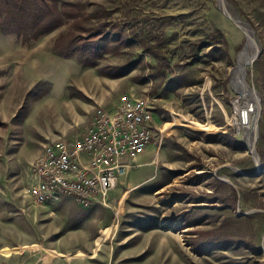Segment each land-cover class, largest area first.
<instances>
[{
  "label": "rangeland",
  "instance_id": "374dc122",
  "mask_svg": "<svg viewBox=\"0 0 264 264\" xmlns=\"http://www.w3.org/2000/svg\"><path fill=\"white\" fill-rule=\"evenodd\" d=\"M64 1L106 6L136 44L91 67L52 52L65 28L29 45L0 32V264H264V0H223L254 25L243 83L260 100L258 134L233 84L249 40L220 0ZM150 38L171 51L165 77L140 46ZM130 92L155 99L163 149L155 131L91 208L37 204L28 191L45 145L83 136L98 104L113 110Z\"/></svg>",
  "mask_w": 264,
  "mask_h": 264
},
{
  "label": "built area",
  "instance_id": "2783aa9c",
  "mask_svg": "<svg viewBox=\"0 0 264 264\" xmlns=\"http://www.w3.org/2000/svg\"><path fill=\"white\" fill-rule=\"evenodd\" d=\"M155 99H138V92L120 94L115 108L98 104L93 123L73 141L48 142L49 155L42 166L33 167L39 188L29 189L37 204L58 203L55 188L67 192L77 206L91 208L122 177L135 168L138 154L153 140Z\"/></svg>",
  "mask_w": 264,
  "mask_h": 264
},
{
  "label": "trees",
  "instance_id": "16d2710c",
  "mask_svg": "<svg viewBox=\"0 0 264 264\" xmlns=\"http://www.w3.org/2000/svg\"><path fill=\"white\" fill-rule=\"evenodd\" d=\"M113 13L106 6L91 2L0 0V32L16 35L23 44L29 45L65 28L52 45V52L58 57L75 59L86 66L97 67L108 53L118 54L125 47L132 50L136 44L135 34L127 32ZM151 40L142 41L140 46L146 54L150 53L160 59L154 69L157 74L165 77L171 68V51H164L163 44L157 46L155 44L159 43H151ZM199 51L200 48H196L194 55ZM133 65H138V60L131 59L128 63L118 64L108 75L121 76ZM238 197L235 191V205H238ZM239 213H242L240 209Z\"/></svg>",
  "mask_w": 264,
  "mask_h": 264
},
{
  "label": "bare ground",
  "instance_id": "6f19581e",
  "mask_svg": "<svg viewBox=\"0 0 264 264\" xmlns=\"http://www.w3.org/2000/svg\"><path fill=\"white\" fill-rule=\"evenodd\" d=\"M220 7L223 8V0H220ZM225 11L227 13L231 14L228 10H225ZM231 15L234 16V17H236L237 19L239 18V17L235 16L234 14H231ZM241 22L242 23L240 25L246 31V33H247V40H249V41H248V45L242 51L243 53H241V57H240L238 66L235 68V72H234V83L233 84H234V87H236V89L240 93H242V95L246 99L248 108L250 110V113L253 116V120H255V126H256V121L259 118V113L257 112V109L260 106V100L258 98H255L253 96V93H251V91L243 83V75H244V70H245L243 68L249 62V60L252 59V57H254L256 41L253 38V31L251 30V28L248 25L243 24L244 21L241 20ZM138 99H140L142 101H148L149 100V98H145V97L140 96L139 93H138ZM94 112H95V114H102V107H95ZM155 112H156V106H155V103H154L152 105V115L153 116H155ZM257 113H258V115H257ZM256 115H257V117L255 118ZM91 118L92 119H91L90 125L93 123V120H94L93 114H92ZM256 130H257V128H256ZM153 137H154V132H153ZM254 145H255V143H254ZM253 147H252V149H253ZM44 148L45 149H44L43 155L40 156L39 158H37L33 162L34 163L33 164V167H40V166H42V161H44L45 160V157H47V155H49L48 143H47V145H45ZM32 171H33V174H34L35 178H37L36 177V172L34 171L33 168H32ZM34 188H39V178H37V185L34 186V187H32V188H29V189H34ZM55 192H56V197H57L58 202H60L63 199V197H67V192L63 191L62 188H55ZM29 193H30V196L34 200L35 198L31 195V192H29Z\"/></svg>",
  "mask_w": 264,
  "mask_h": 264
},
{
  "label": "water",
  "instance_id": "95a60500",
  "mask_svg": "<svg viewBox=\"0 0 264 264\" xmlns=\"http://www.w3.org/2000/svg\"><path fill=\"white\" fill-rule=\"evenodd\" d=\"M221 10H222V12H224V13L226 14V16H228V18H229L232 22H234L237 26H240V27L242 28V26L240 25V24L242 23V22H241V19L239 20V18L237 19L236 17H234V16H232L231 14L227 13L223 8H221ZM243 24L248 25V26L251 28L252 31L254 30L253 26H251L250 23L243 22ZM242 29H243V28H242ZM243 30H244V29H243ZM244 31H245V30H244ZM245 33H246V31H245ZM246 34H247V33H246ZM259 115H260V113H259ZM258 120H259V118L257 119V121H256V126H255V127L257 128V134H258V127H257ZM251 154H253V157H255L256 162H257V164L259 165V160H258V157H257V151H256V147H255V145H254V147H253V149H252V151H251ZM250 212L252 213L253 211L244 212V213H242V214H244V215H248ZM263 244H264V242H263Z\"/></svg>",
  "mask_w": 264,
  "mask_h": 264
},
{
  "label": "crops",
  "instance_id": "0c3cea01",
  "mask_svg": "<svg viewBox=\"0 0 264 264\" xmlns=\"http://www.w3.org/2000/svg\"><path fill=\"white\" fill-rule=\"evenodd\" d=\"M92 116V115H91ZM91 118V117H90ZM92 119V118H91ZM91 119H90V122H91ZM155 127H156V131L158 132V140H157V145H158V149L160 148H162V139H163V137H161V135L162 134H160V128H158L159 127V124H158V119H157V116H156V122H155ZM89 125H90V123H89ZM88 125V126H89ZM154 138V137H153ZM163 149V148H162ZM142 154H143V152H142ZM155 155V154H154ZM154 157V156H153ZM146 163H150V162H145V163H142V164H146ZM66 198H69V197H66ZM71 199V198H70ZM63 200V199H62ZM61 200V201H62ZM75 203V202H74ZM76 204V203H75ZM77 205V204H76ZM36 264H40V263H36ZM41 264H59V263H57V262H54L53 261V259H51L48 263H41ZM66 264V263H65ZM68 264V263H67Z\"/></svg>",
  "mask_w": 264,
  "mask_h": 264
}]
</instances>
